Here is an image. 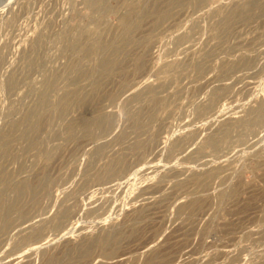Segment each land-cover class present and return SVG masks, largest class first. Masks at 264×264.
<instances>
[{
	"label": "rangeland",
	"instance_id": "obj_1",
	"mask_svg": "<svg viewBox=\"0 0 264 264\" xmlns=\"http://www.w3.org/2000/svg\"><path fill=\"white\" fill-rule=\"evenodd\" d=\"M262 105L264 0H0V264H264Z\"/></svg>",
	"mask_w": 264,
	"mask_h": 264
},
{
	"label": "bare ground",
	"instance_id": "obj_2",
	"mask_svg": "<svg viewBox=\"0 0 264 264\" xmlns=\"http://www.w3.org/2000/svg\"><path fill=\"white\" fill-rule=\"evenodd\" d=\"M164 9H166V8H164ZM170 9V8H169ZM170 12V11H169ZM153 14V13H152ZM162 18V16H157L156 18H155V20L153 21V22H157V21H159L160 19ZM130 21H132V20H130ZM125 24H126V26L128 27L129 26V20L128 19H125ZM132 26V25H131ZM126 34V33H125ZM132 42V41H131ZM101 48V47H100ZM102 49V48H101ZM101 49H99V50H101ZM103 50V49H102ZM105 50V49H104ZM100 53H103L102 51L100 52ZM102 55V54H101ZM112 57V56H111ZM132 57V56H131ZM109 60V59H108ZM133 62V61H132ZM138 62V61H137ZM133 64H134V62H133ZM132 65V64H131ZM134 66V65H133ZM131 69V68H130ZM127 70H129V69H127ZM134 70V69H133ZM96 77V76H95ZM99 90V89H98ZM89 92V91H88ZM91 95V94H90ZM85 99H86V97H85ZM44 105V104H43ZM262 108H264V105H262V107H261V109H259V111H258V114H257V117H256V119L259 117V114L261 113L262 114ZM257 111V110H256ZM40 112V111H39ZM255 113V112H254ZM66 116V115H65ZM253 120V119H252ZM91 121V120H90ZM251 121V120H250ZM32 123V122H31ZM23 125V124H22ZM93 125H94V123H93ZM28 128V127H27ZM36 129V125L34 126V130ZM14 131V130H13ZM19 132V131H18ZM24 137H26V134L25 133H22V134H20V136H19V138H24ZM220 173V172H219ZM213 175H215L216 176V174H213ZM219 175H221V174H219ZM214 176V177H215ZM258 183V182H257ZM40 184V183H39ZM37 188V187H36ZM38 189V188H37ZM29 192V191H28ZM251 196V195H250ZM24 197V196H23ZM241 198V197H240ZM13 210V209H12ZM225 214V213H224ZM65 216V215H64ZM224 217V216H223ZM221 230V229H220ZM106 234V233H105ZM103 238H104V236H103ZM116 238H117V234H115V235H113V234H111V236L109 235V236H107L106 237V239H104L105 241H114V240H116ZM108 242V243H109ZM108 245L109 244H107L106 246L108 247ZM81 249V248H80ZM107 251H106V250ZM104 249V251H106L105 252V254H102L103 256H105L106 258H110V257H113L114 255H115V253H116V250H115V248H113L112 246L111 247H109L108 249L107 248H105ZM85 251V250H84ZM105 261V260H104Z\"/></svg>",
	"mask_w": 264,
	"mask_h": 264
}]
</instances>
